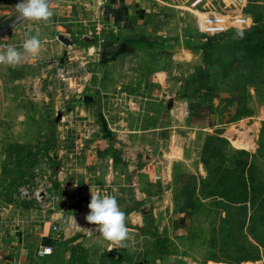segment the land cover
<instances>
[{
    "label": "rangeland",
    "instance_id": "obj_1",
    "mask_svg": "<svg viewBox=\"0 0 264 264\" xmlns=\"http://www.w3.org/2000/svg\"><path fill=\"white\" fill-rule=\"evenodd\" d=\"M143 12L128 38L85 24L0 65V264L45 245L57 264H264V0ZM252 176L256 212L222 199ZM90 187L126 213V248L89 230Z\"/></svg>",
    "mask_w": 264,
    "mask_h": 264
},
{
    "label": "crops",
    "instance_id": "obj_2",
    "mask_svg": "<svg viewBox=\"0 0 264 264\" xmlns=\"http://www.w3.org/2000/svg\"><path fill=\"white\" fill-rule=\"evenodd\" d=\"M19 2L20 0H0V23L11 26L15 24L9 34V44L19 46L25 39V32L31 30L35 34L36 31H39L43 42L39 56L45 58L46 56L56 57L57 54L60 55L59 51L62 50L64 42H67L65 36L77 35L78 29H82L81 27L85 24L89 31L91 26H96L95 23L118 24L120 25L121 36L130 37L134 26L142 22L143 6L147 0H62L61 3L57 0H51L50 7L54 16L48 24H34L28 21L16 22L15 5ZM98 8L103 9L98 14L100 18L96 14ZM73 10L80 14V20L79 25L70 26V22H73L71 19H74L70 18ZM70 29L74 31L71 33ZM41 258L45 259L44 264L58 263L57 259L49 258V256Z\"/></svg>",
    "mask_w": 264,
    "mask_h": 264
},
{
    "label": "clouds",
    "instance_id": "obj_3",
    "mask_svg": "<svg viewBox=\"0 0 264 264\" xmlns=\"http://www.w3.org/2000/svg\"><path fill=\"white\" fill-rule=\"evenodd\" d=\"M50 3L51 0H20L15 5L16 22L50 23L54 16ZM238 36L243 38V33H238ZM42 43L39 31H36L35 34L31 30L25 32V39L19 46L14 44L2 46L0 65L16 68L31 61L39 56ZM90 194L91 199L87 205L89 212L84 218L88 224L94 225L95 228L89 230L98 232L104 240L110 242L114 247L126 248L130 238L127 215L121 209L117 199L114 196L102 194L99 188L93 190L90 187ZM71 222L80 227L74 217H72ZM109 250L111 251V248Z\"/></svg>",
    "mask_w": 264,
    "mask_h": 264
},
{
    "label": "trees",
    "instance_id": "obj_4",
    "mask_svg": "<svg viewBox=\"0 0 264 264\" xmlns=\"http://www.w3.org/2000/svg\"><path fill=\"white\" fill-rule=\"evenodd\" d=\"M258 57H259V59L264 58V56H258ZM261 158L263 159V156H261ZM254 180H255V178L252 176L250 180H245L244 181V188H245V192H246L244 197H242V195L240 197L238 195L237 196H233V197L230 196V195H225V196H222V199H224L225 202H228V203L232 204L233 206H240V205L241 206L242 205L243 206H248V205H250L249 210L250 211L251 210L252 211L255 210V212H256L257 209L255 207H253V203H254L253 200H254L255 196L252 195L253 190L255 189L254 188V186H255L254 183L256 182ZM252 181H253V183H252ZM251 184H253L252 187H251ZM241 185H243V183ZM261 197H263V199H264V196L261 195Z\"/></svg>",
    "mask_w": 264,
    "mask_h": 264
},
{
    "label": "built area",
    "instance_id": "obj_5",
    "mask_svg": "<svg viewBox=\"0 0 264 264\" xmlns=\"http://www.w3.org/2000/svg\"><path fill=\"white\" fill-rule=\"evenodd\" d=\"M13 25H4L0 23V50H2V46L9 44V34L12 31ZM6 37V39H4ZM54 253V246L52 245H45L42 246L39 251L38 255L40 257H48L53 255Z\"/></svg>",
    "mask_w": 264,
    "mask_h": 264
}]
</instances>
